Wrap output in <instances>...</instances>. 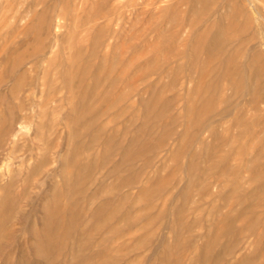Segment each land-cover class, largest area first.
I'll use <instances>...</instances> for the list:
<instances>
[{
  "label": "rangeland",
  "instance_id": "1",
  "mask_svg": "<svg viewBox=\"0 0 264 264\" xmlns=\"http://www.w3.org/2000/svg\"><path fill=\"white\" fill-rule=\"evenodd\" d=\"M263 8L0 0V264H264Z\"/></svg>",
  "mask_w": 264,
  "mask_h": 264
},
{
  "label": "bare ground",
  "instance_id": "2",
  "mask_svg": "<svg viewBox=\"0 0 264 264\" xmlns=\"http://www.w3.org/2000/svg\"><path fill=\"white\" fill-rule=\"evenodd\" d=\"M258 7V6H257ZM263 7V6H262ZM262 9V8H261ZM264 9V8H263ZM262 17V16H261ZM260 18V17H259Z\"/></svg>",
  "mask_w": 264,
  "mask_h": 264
}]
</instances>
